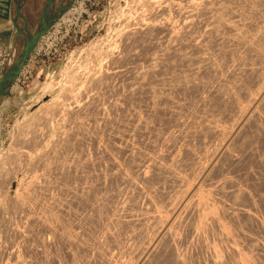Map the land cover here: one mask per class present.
<instances>
[{
	"label": "rangeland",
	"instance_id": "1",
	"mask_svg": "<svg viewBox=\"0 0 264 264\" xmlns=\"http://www.w3.org/2000/svg\"><path fill=\"white\" fill-rule=\"evenodd\" d=\"M148 1L73 0L41 34L7 93H0V264H121L127 257L134 259L161 228L160 221H139L140 214L155 207L170 209L183 191L169 170L185 181L199 175L219 138L209 123L230 126L237 117L235 105L245 104L246 93L258 88L264 62L256 49L230 41V31L215 22L210 30L212 23L205 24L204 16L192 27V33L202 32L204 43L192 46L186 34L173 47L161 26L169 20L179 27L181 16L166 6L153 8ZM10 2L0 0V80L10 61ZM220 2L224 18L233 19L246 33H261L264 0ZM145 19L153 22L150 32L128 36ZM262 35V43L257 42L263 48ZM116 69L123 72L113 74ZM145 69L141 79L135 76ZM49 98L66 112H48L46 120L40 103ZM76 104H82L79 115L68 110ZM258 112L261 119L247 122L231 145L236 160L222 157L211 177L227 175L241 186L233 196H225L226 204L253 203L257 219H225L245 243L246 254L255 264H264L263 252L250 248L255 241L264 242L259 226L264 224V104ZM149 155L166 167L145 168L142 162ZM123 171L134 180L122 178ZM29 181L30 188H25ZM15 188L25 195L20 196L23 206L16 201ZM129 214L132 224L124 222ZM45 216L58 218L53 231L41 227ZM187 220L177 231L189 239ZM63 228L73 231L77 242L61 238ZM103 229L111 235L104 237ZM188 239L177 243L178 251L187 250L188 264H207L209 252L188 246ZM162 246L149 260L172 264L166 256L170 245Z\"/></svg>",
	"mask_w": 264,
	"mask_h": 264
},
{
	"label": "bare ground",
	"instance_id": "2",
	"mask_svg": "<svg viewBox=\"0 0 264 264\" xmlns=\"http://www.w3.org/2000/svg\"><path fill=\"white\" fill-rule=\"evenodd\" d=\"M23 1L25 2L24 3L25 6H24V8H23V6H21L22 15L24 16L25 20L28 21V23H31L35 19L36 11H37V14H39V12L42 10V8H44V5L46 3H47L46 5L51 3L50 0H18V3L23 2ZM72 2H73V0L71 1V4H72ZM222 2H220V0H149L147 2V4H149L153 8H155L157 6L158 7L162 6L161 7L162 9H163V7L165 8V6H166V8H172V10L176 11V13L179 14L178 16H181V18L179 19V20H181L179 27H176L174 25L175 24L174 21L172 22L169 20H167L166 23L164 22L165 24L163 26H161L162 24L158 25V26L164 27V29H165L164 32L165 31L167 32L166 34H168V36H169L168 40L170 42V45L172 44L171 46H173V47L175 46L176 42H180L182 40L183 36L186 34H188V39L186 40V42L188 44L195 46V47H200L204 43V41H202V38L204 37V35L202 34V32H201V34L198 33L199 35L192 33L193 32L192 27L194 25H196V23L198 22L199 16H204L203 18H204V21L206 22L205 24L212 23L211 27L209 28L210 30L215 29L216 24H218L220 27H223L222 29H226V30L230 31L231 36L227 37L228 39H230V41L232 40V41H235L236 43H241L245 47L248 46L249 48L251 47L254 50L256 49L259 52L260 57L263 59V62H264V47L263 48L260 47V44L257 42V41H259V38L261 36L263 37V35H262V34H264L263 33L264 28H262L263 26H261V29H262L261 33L259 31L260 34L259 33L257 34L255 32L246 33L239 26V24L237 22H235L233 19L231 20L227 17L224 18V16L221 15L220 11H222L224 9ZM71 4L68 5L65 9H62V11L59 13V15L56 16L54 21H56L57 18H59L69 8V6H71ZM147 4L145 6L146 9H148L147 6H149ZM172 10H170V12H172ZM229 10H230V8H229ZM145 13L147 14V12H145ZM236 14H237V12H236ZM143 17H145V16H143ZM164 17L167 18V16H164ZM168 18H170V17H168ZM244 19H245V17H244ZM247 19L249 20V18H247V16H246V20ZM141 20L143 21V19H141ZM34 21H36V20H34ZM148 22L146 20V23L142 22L140 27H138V28L134 27V29H135V30L133 29L134 31H129L127 33L128 36H129V33H132V32L134 34V33L140 31V35H141V31L144 32V30H145V32H146L147 29L149 31L151 27L152 28L154 27V25H153V22H152V24L151 23L148 24ZM160 22L163 23L162 20ZM175 22H176V20H175ZM248 22H250V21H248ZM52 23H51V25H52ZM214 24H215V26H214ZM178 25H179V21H178ZM203 26H205V25H203ZM130 28H132V27H130ZM144 28H146V29H144ZM129 30H131V29H129ZM207 31H209V30H207ZM14 33H15V29H13V31H12V36H11V39L9 42L10 61L8 62L9 64L6 66L7 71L11 70L15 66L14 65L15 61H17V59L19 58V55L21 52V45L23 43V40L19 36H15ZM200 35H201V37H200ZM126 37H127V35H126ZM259 42H261V41H259ZM257 44H259V46ZM261 46H264V44ZM262 65H264V64H262ZM250 67H251V69H254V68H252L253 66H250ZM256 67H257V69L259 68L258 66H256ZM214 69L217 70L216 68H214ZM260 71L262 72L261 73L262 77L260 76V80H259L260 84H259L258 88L254 89L252 91H248L246 93L247 102H245V104L237 103L235 105L236 110H237V117L235 116V119L233 120L231 125L230 126L229 125L224 126L223 124L220 125V123H218L216 121H214V122L211 121L209 123V129L217 137L219 136V138H218V142H217L216 146L214 147V149L212 151H210V153L208 155V159H207L206 163L204 164V167H203L202 171L200 172V174L196 175V176H192L191 179H189V180L186 179L187 181H185V179H183V177H181L178 173H176L175 171L169 170V172L173 176L174 180L179 182L181 186H184L181 195L179 197H177L176 199H173L175 201V204L172 203L170 206V209H168V210L164 209V208L162 209L159 207H155L152 212H149V214H143V217H141L142 214H140L139 217H141V218L138 217L139 221L144 220V219H147V220L150 219L151 221L152 220L160 221L161 228L157 234H155L153 237H150V239L147 240L146 246L144 245L145 247L141 251H139L137 253V255H135L136 257H134V259L130 260L131 256L127 257L128 256L127 252H124V250H123L122 254L125 255L129 259H127V258L124 259L123 263L120 262L121 264H158L157 262H155L156 258L154 259L155 260L154 262L151 260L155 257L154 256V255H156L155 253L159 252L158 248H161L160 246H162L164 242L167 243V246L170 245L169 248H170L171 252L166 250L167 254L165 253L166 256L168 257L167 259H168L169 263L171 262L172 264H188L189 259L187 257V253H186L187 250L183 251V252H179L180 249H177V243L179 241H181L183 239H188L187 236H186V238H184L185 236L182 238L180 235L181 233H179L180 231L179 232L177 231L178 230L177 228L180 226V224L184 223V221L187 219L190 220L189 221L190 225L188 224V227L190 226L189 227V230H190L189 231L190 232L189 237L190 238L188 240H185V241H187V245L190 247L191 246L192 247H198L200 249H204L205 252L206 251L209 252V258H208L207 264H226L228 259L231 260L232 264H255V261L253 260V258L250 255L246 254L245 243H242L240 241L237 234L235 232H233V230L227 224V221H226L227 218L225 219V217H228L230 219H236V218H239L241 215H245V216H249V217H253V218L257 219L255 212H253V210H254L252 207L253 203L251 202L248 204H244L242 202H235L232 200L233 202L226 204L225 201H227V200L224 201L225 196H227V195H228V197L233 196L240 189L241 186L239 187V185H238L239 183H236L235 181L229 179L228 178L229 176H227V175H226V177L223 175H222L223 177H217L219 175L216 174V177H211L213 175V174L211 175V171L214 170L216 167H218V165L220 164L221 160L224 157L231 158V156H232L233 159L236 160V158H235L236 153H233V149L231 147L232 143H234V141L239 137V135H241L240 133L243 132L242 131L243 127L245 128L246 124H248L249 122L256 121L260 118L258 109L261 108V105L264 104V66L260 67ZM116 72H123V69H116L113 74H116ZM145 72H146V69L145 70H138L135 76L141 79L143 77V75L145 74ZM45 86H47V84ZM130 90H133V88ZM0 93H1V91H0ZM0 96H1V94H0ZM2 98L3 97H0V99H2ZM59 103L60 102L58 100H52V98H49V99L42 101L40 103L45 109L43 112L44 113L43 116H45L46 120H47V118H49L48 112H54V111L55 112L56 111L61 112V108H62V110L64 109V107L61 106L62 104L60 105ZM77 105H79V104H76L75 107H73L71 105H70L71 107L67 106L69 108L68 110L71 111L69 113L73 112L72 114H74L75 111L77 112L78 108H80V106L82 104L80 106H77ZM76 106H77V108H76ZM64 111H65V109H64ZM54 114L56 115V113H54ZM77 114H78V112H77ZM77 114H75V116ZM41 116L39 118H42ZM75 116L73 118H75ZM60 117H62V116H60ZM76 120H77V124H80V121H82V119H80V121H79L78 117ZM77 124H75V125L77 126ZM45 153H43V154L45 155ZM144 159H145V161L142 162V164H144L143 166L145 168L150 167V168H152V170H156V169H161V168L166 167V165L161 161V159L159 160V157H156V156L154 157L153 155L152 156L149 155V156H146V158H144ZM112 164L116 165V166L118 165V163L116 161H112ZM48 167H49V165H48ZM221 174L222 173H220V175ZM120 176H122V178H125L126 181L128 180L131 182L134 180V176L131 175V173H127V171L121 172ZM202 180H204V181L206 180L207 182L202 184ZM31 183L29 181V183L25 186V188L26 187L30 188ZM226 183H227V185H226ZM19 186H22V184H19L18 187ZM29 188H27L28 190L24 189V188H22V189H24L26 191H30ZM15 190H17V189L15 188ZM26 191H23V194ZM31 191H33V190H31ZM146 193H148V192H146ZM27 194H29V192ZM20 196H22V195H20L19 191L17 190L16 201L21 206L22 204L24 205L25 202H24V199L21 198ZM24 196H22V197H24ZM25 199H26V197H25ZM26 203H28V202H26ZM50 207H51V204H50ZM22 211H23V209H22ZM41 211H42V209H41ZM52 213H54V212H52ZM38 215H39V213H38ZM144 215H146V216H144ZM126 216L127 217H125V218L123 217L124 222H126L127 224L131 223L133 221V219L130 217L131 214L126 215ZM111 218L113 219V217H111ZM111 218L109 220H111ZM57 219L58 218L56 216H50V217L45 216L41 220V222H43V226H41V227H44V229L46 231H49V232L53 231V228L56 226L55 225L53 226L52 223L53 222L56 223V221H58ZM187 221H186V223H188ZM134 222H136V220ZM143 222L144 221H142V223ZM60 224H59V226H60ZM259 226H260V230L264 232V224L262 222H259ZM60 228H62V226ZM68 228L67 229L63 228V230L60 232L61 238H63L68 243H70L72 241L77 242L76 241L77 239L75 238L76 234H73L72 233L73 231L69 230ZM239 234L241 235L244 233L240 232ZM102 235L104 237H106L108 235H111V233H109L108 231L103 229ZM115 237H116V235H115ZM93 242H95V241H93ZM96 246H100V245L98 244ZM96 246H94V247L96 248ZM164 247L162 246V248H164ZM250 248L253 250H257V251L259 250V251L263 252V254H264V242H262V241L253 242L251 244ZM161 249H159V250H161ZM167 249H168V247H167ZM134 250H136V249H134ZM134 250H132V252ZM125 251H127V250H125ZM163 251L165 252V250H163ZM163 251H162V254H164ZM91 252H92V250H91ZM96 253L99 256L103 255V252L100 250H98ZM96 253H95V255H96ZM93 254H94V252H93ZM160 254H161V252H160ZM160 254H159V256H160ZM123 255L121 257H124ZM166 256L164 257V260L167 261V259H165ZM150 257H151V260H149ZM109 261H111V260H109ZM74 262H77V261H74ZM18 263H19V261H18ZM113 263H111V264H113ZM23 264H24V262H23Z\"/></svg>",
	"mask_w": 264,
	"mask_h": 264
},
{
	"label": "water",
	"instance_id": "3",
	"mask_svg": "<svg viewBox=\"0 0 264 264\" xmlns=\"http://www.w3.org/2000/svg\"><path fill=\"white\" fill-rule=\"evenodd\" d=\"M72 0H50V4L44 5V8L37 14L31 23L25 20L22 15L21 6H25V2H19L18 0H11L10 2V17L13 24V29H15V36H19L23 43L21 45V52L17 61H15V66L4 73L3 78L0 80V91L4 95L7 93L11 83L16 79L17 75L26 58L33 50V47L38 40L39 36L51 25L55 20L56 16L71 4ZM38 15V16H37Z\"/></svg>",
	"mask_w": 264,
	"mask_h": 264
},
{
	"label": "crops",
	"instance_id": "4",
	"mask_svg": "<svg viewBox=\"0 0 264 264\" xmlns=\"http://www.w3.org/2000/svg\"><path fill=\"white\" fill-rule=\"evenodd\" d=\"M6 19L9 22V2L6 4V11H5ZM11 39V38H10Z\"/></svg>",
	"mask_w": 264,
	"mask_h": 264
}]
</instances>
